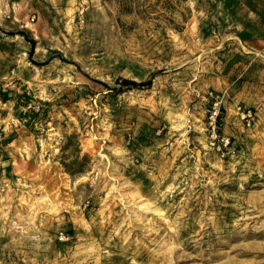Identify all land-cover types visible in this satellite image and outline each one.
I'll return each mask as SVG.
<instances>
[{
	"label": "rangeland",
	"instance_id": "1",
	"mask_svg": "<svg viewBox=\"0 0 264 264\" xmlns=\"http://www.w3.org/2000/svg\"><path fill=\"white\" fill-rule=\"evenodd\" d=\"M0 264H264V0H0Z\"/></svg>",
	"mask_w": 264,
	"mask_h": 264
},
{
	"label": "trees",
	"instance_id": "2",
	"mask_svg": "<svg viewBox=\"0 0 264 264\" xmlns=\"http://www.w3.org/2000/svg\"><path fill=\"white\" fill-rule=\"evenodd\" d=\"M120 83L122 85H127V86H135V85H137V83L135 81L130 80V79H126V78L121 79Z\"/></svg>",
	"mask_w": 264,
	"mask_h": 264
},
{
	"label": "built area",
	"instance_id": "3",
	"mask_svg": "<svg viewBox=\"0 0 264 264\" xmlns=\"http://www.w3.org/2000/svg\"><path fill=\"white\" fill-rule=\"evenodd\" d=\"M34 16H32L31 20H33Z\"/></svg>",
	"mask_w": 264,
	"mask_h": 264
}]
</instances>
